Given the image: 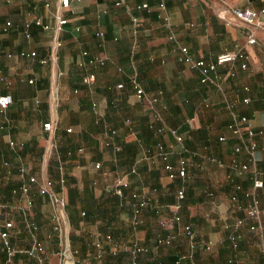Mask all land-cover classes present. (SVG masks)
I'll return each mask as SVG.
<instances>
[{
    "label": "crops",
    "instance_id": "crops-1",
    "mask_svg": "<svg viewBox=\"0 0 264 264\" xmlns=\"http://www.w3.org/2000/svg\"><path fill=\"white\" fill-rule=\"evenodd\" d=\"M143 1L148 4V11L140 6ZM155 1L68 0L62 7L59 0H0V93L6 91L11 95L4 113L0 112V222L12 221L9 241L16 249L7 260L0 239V264H33L21 251L28 246L29 236L19 217L22 199L10 192L19 182L14 164L20 160L29 171L54 178L57 175L55 149L63 161L64 225L75 260L85 255L93 257V242L97 238L104 248L100 257L102 264L129 259L128 248L133 241L150 247L156 236L165 233L158 220L171 215L174 188L182 182L184 197L178 212L182 222L191 223L199 242L194 253L196 263L254 264L258 261L249 255L255 232L241 226L239 246L232 249L223 229L224 222L243 215V211L235 209L230 194L236 193L238 200L245 204L249 196L244 190L251 185L247 172L228 165L233 155V139L225 127L229 118L227 110L216 91L199 83L194 69L177 61L173 43L156 16ZM262 4L264 0H166L165 12L177 38L195 57L212 58L235 43L243 44L250 30L255 34L257 42L245 47L249 56L247 67L237 66L234 76L224 82V90L229 98L250 97L248 103L238 102L236 108L245 112L248 124L260 131L257 157L258 166L264 171V13L260 15L259 27L236 19L225 23L216 15V10L226 5L258 9ZM57 14L65 21L55 29ZM226 15L231 18L230 13ZM35 16L48 27L43 29L30 22V36L26 38L22 32L24 22ZM6 20L10 24L3 30ZM53 35L60 40L54 63L49 59ZM29 49L35 50L34 57L20 54L21 50ZM81 49L90 55L106 57L102 66L93 69L95 78L89 84L80 80V75L89 67L76 65ZM40 57L45 62H40ZM131 59L145 93L150 95L161 90L153 105L159 115L153 122L154 127L158 122L173 127L181 134L180 143L169 132L159 133L147 126L151 109L134 96L126 77ZM118 65L122 67L121 72L116 69ZM55 68L62 71L58 77L53 75ZM218 70L221 72L222 66ZM2 78L9 84L5 85ZM117 81H123L122 88L114 87ZM205 97L208 106L202 105ZM45 120L53 122L51 140L56 148L51 149V155L29 164L25 159L29 155L33 157L38 139H44L43 149L48 144L41 130ZM107 127L115 128L113 140L120 146L118 151L102 144ZM219 134L226 138L217 140ZM9 137L16 143L22 142V146L16 151L11 149L7 143ZM155 140L173 150L170 155L173 161L180 144L193 152L192 164L183 181L166 176L160 159L153 155ZM207 155L223 164L210 162ZM236 156L245 159L244 153ZM95 161L99 162L98 167L93 166ZM131 166L135 168L133 173L128 172ZM119 176L128 183L121 197L105 190ZM133 191L151 195L155 205L141 211L135 229L130 225L129 197ZM31 196V217L38 224L36 234L44 238L45 232L51 229L52 205L35 189L31 190ZM258 197L264 205V187L258 190ZM107 232L112 237L110 241L103 239ZM44 246L47 264H60L56 231H52L49 239L44 238ZM112 249L115 254L110 253ZM183 249L182 237L178 236L170 245L138 252L137 264H157V261L169 264L173 254Z\"/></svg>",
    "mask_w": 264,
    "mask_h": 264
},
{
    "label": "built area",
    "instance_id": "built-area-1",
    "mask_svg": "<svg viewBox=\"0 0 264 264\" xmlns=\"http://www.w3.org/2000/svg\"><path fill=\"white\" fill-rule=\"evenodd\" d=\"M60 6L64 7L68 4V0H59ZM119 1H116L118 3ZM45 5L48 3L45 1ZM140 6L146 11L149 10L148 4L143 1ZM166 0H156V16L160 19L161 25L167 31V37L173 43V50L176 53L177 61L185 63L190 68L194 69L199 83L207 85L214 91H216L220 99L227 110L228 121L225 124L226 129L230 133L233 143L231 144V152L233 155L228 161V165L240 171L247 172L249 178L251 179V185L248 189L244 190L245 194L249 196L247 202L241 203L236 193L230 194V199L234 202V207L236 210L243 211V215L235 216L231 221H226L223 223V229L227 231L226 238L228 244L232 249H237L239 241L241 238V233L239 228L241 226H246L250 231H253L258 236L260 242L261 256L256 264H264V205L260 203V198L258 197V190L264 187V177L262 176V171L258 166L257 157V134L260 132L248 124V115L245 112L237 110L236 104L238 102L248 103L250 97L248 95L240 96L239 98H229L224 90V82L233 77L235 74V68L238 66L241 69H245L248 64V54L245 51L246 44H253L257 42L255 34L250 30L247 35L246 41L241 43H235L230 49L223 50L216 53L212 58L210 57H195L189 50L187 45L181 43L177 38L174 30L171 28V23L168 15L165 12ZM227 13H230L231 18L227 17ZM264 13V4H262L258 9L252 7H243L237 5H226L220 7L216 10V15L224 20L225 23H229L231 19H236L244 22L253 27H259L262 25L260 20V15ZM134 20V17H132ZM65 21L60 15H56V25L55 29L59 28L60 25ZM32 22L35 25L45 29L48 27L47 23H43L39 17L35 16L30 21L24 22V27L22 29L23 35L29 38L30 33L28 31L29 23ZM10 24L9 20L4 22L2 29L5 30ZM98 35H102L101 31L96 32ZM60 45V40L56 35H53L49 50V59L52 63L56 59V50ZM264 45V42H263ZM20 54L25 57H34L35 50H21ZM40 62H45L44 57L38 58ZM106 57L103 55H90L86 49H81L79 51V57L76 60V65L80 68L89 67V70L83 72L80 75V80L84 84L91 83L95 78L94 68L100 67L105 63ZM222 66V71L218 69ZM117 71H122L121 66L116 67ZM62 71L55 68L53 71L54 77L60 76ZM127 81L130 84L134 96L142 101L149 109H151V117L148 120L147 126L154 127V121L159 119V115L154 110V103L157 100V96L161 93L158 89L153 94H146L141 85L137 80L136 68L133 64L132 59L130 60V71L126 74ZM5 85L9 84V81L2 78ZM28 82L31 79H27ZM123 81H117L114 87L120 89L123 87ZM247 86L244 89L247 90ZM76 89L74 88L73 91ZM55 91V87L53 88ZM11 102V95L9 92L0 93V112L4 113L6 107ZM202 105L208 106L209 101L207 97L202 99ZM95 102H91V107H95ZM155 130L159 133L164 131L169 132L174 140L178 143L182 140L181 134H179L173 127H167L162 122H158L155 125ZM53 129V122L50 120L42 121L41 130L43 131V136L47 139L48 144L44 147L47 155H51V149L56 148V145L51 140V134ZM66 130H69L67 128ZM106 137L103 139L102 144L104 146L110 147L113 151H118L120 146L113 140L115 134V128H106ZM217 140L223 141L226 136L224 134L217 135ZM7 143L9 147L16 151L17 148L22 146V142L16 143L10 137L7 138ZM154 152L153 155L160 159L162 163V168L169 179L178 178L180 181L187 175V168L192 164L190 160L192 151L187 149L183 145H179L176 150V158L173 161L170 158L172 153L171 148H166L160 140H155L153 143ZM47 149V150H46ZM238 153H244L245 159L241 160L237 158ZM207 160L210 162L222 165V161L216 159L214 156L207 155ZM19 159V157H18ZM55 166L57 169L56 177H50L45 174H37L29 171L28 167L18 160L14 164L15 171L18 175L19 182L10 188V192L13 195H18L22 199V204L18 207L19 217L23 227L28 232L29 244L27 247L21 249L22 252L26 254L27 257L32 259L33 264H47V255L44 246V238L49 239L51 237L52 231H56L59 252H60V264H64L66 255L70 259L71 264H92L90 256H82L79 259H74L72 257V251L69 248L67 240V229L64 225L65 223V192H64V174L62 171L63 161L59 157L55 149ZM8 167V162H4ZM94 167L99 166V162L95 161L93 163ZM135 171L134 166H131L128 170L129 173ZM127 180L123 177H117L114 183L105 187L107 192H110L118 197L123 194V188L127 186ZM35 189L36 192L42 196H46L48 201L52 205L51 213V229L45 232L44 238H39L36 234L38 224L31 217L32 208V196L31 190ZM154 190V188H152ZM208 194H211L209 191ZM175 200L171 206V215L169 217H161L158 220V225L160 228L165 230L164 234L158 235L153 239L152 244L149 246L141 245L133 241L129 248V261L130 264H137V253L146 252L150 248L156 250L159 246L170 245L174 238L180 236L182 237L184 249L181 251H176L173 254V259L169 264H197L194 258V253L199 245L196 238L193 226L189 222H182L181 216L178 212L181 200L184 197V186L179 183L174 188ZM130 206H131V217L130 225L132 228H136L140 222L141 211L147 207H155L152 202V196L149 194H140L137 192L130 193ZM83 212L81 211L80 214ZM12 227V221L9 219H4L0 222V239L2 247L5 253V258L10 260L14 255L16 249L11 245L9 241V229ZM52 230V231H51ZM103 239L105 241H110L112 239L109 232L104 233ZM208 243V242H207ZM94 252L92 254L95 258H100L103 255V243L97 238L93 242ZM65 252L67 254H65ZM111 254H115V249L110 250ZM157 264H161L157 261Z\"/></svg>",
    "mask_w": 264,
    "mask_h": 264
},
{
    "label": "rangeland",
    "instance_id": "rangeland-1",
    "mask_svg": "<svg viewBox=\"0 0 264 264\" xmlns=\"http://www.w3.org/2000/svg\"><path fill=\"white\" fill-rule=\"evenodd\" d=\"M11 85H12V82H11ZM57 110H58V105L55 106V114H56ZM44 144H45L44 139L42 137H40L38 139L37 146L35 147V151L32 153L33 157H31V155H29V156H27L25 161L29 164H33L35 161L39 162L42 156H46L47 153L43 149ZM37 156H38V159H37ZM22 160H24V159L22 158ZM259 242H260V240H259L257 235L254 236V239L251 240V250H250L249 255H250V257L255 259V261L259 260V258L261 256V249H260ZM90 260H91L92 264H102L101 258L91 257ZM107 263L108 264H130V261H129V259L124 258L123 261L115 262L114 260H112V261L110 260L108 262L105 261L104 264H107Z\"/></svg>",
    "mask_w": 264,
    "mask_h": 264
},
{
    "label": "bare ground",
    "instance_id": "bare-ground-1",
    "mask_svg": "<svg viewBox=\"0 0 264 264\" xmlns=\"http://www.w3.org/2000/svg\"><path fill=\"white\" fill-rule=\"evenodd\" d=\"M65 254H67V253L65 252ZM66 263L67 264H71L70 259H68V256L67 255H66Z\"/></svg>",
    "mask_w": 264,
    "mask_h": 264
}]
</instances>
